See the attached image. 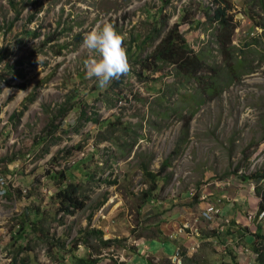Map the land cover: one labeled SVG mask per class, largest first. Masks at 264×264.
Wrapping results in <instances>:
<instances>
[{"label": "rangeland", "instance_id": "1", "mask_svg": "<svg viewBox=\"0 0 264 264\" xmlns=\"http://www.w3.org/2000/svg\"><path fill=\"white\" fill-rule=\"evenodd\" d=\"M12 1L15 9L10 0H0V53L5 54L0 60V188L6 184L10 193L0 198V264H11L19 244L36 241L28 224L17 232L27 208L39 211L31 220L40 216L65 248L36 244L30 256L39 264L70 263L72 249L76 256L87 255L83 243L70 245L87 228H99L103 239L116 238L123 246L101 247L93 255L97 264H142L147 253L151 264H183L175 252L153 256L142 248L144 241L163 240L180 228L206 233L218 223L220 239L198 237L202 240L192 251L185 247L187 256L199 264H225L231 262L232 245L252 248L254 232L264 234L255 193L264 181L249 177L264 171V0H227L235 24L231 55L246 62L233 68L232 78L218 51V28L209 21L214 0ZM163 18L160 34L179 28L188 47L202 51L216 69V85L210 73L204 74L206 93L170 63L142 73L131 59L130 72L113 90L111 83L101 89L95 77H87L89 53L81 47L86 32L111 23L126 34L124 47L134 49ZM157 42L147 41L140 58ZM69 99L71 107L61 116L58 110ZM81 110L89 119L76 128ZM13 113L20 115L10 119ZM92 118H111L117 129L109 136L111 129ZM80 160L93 179H82V205L61 216L55 212L52 175ZM145 170L156 174V188ZM148 191L153 199L146 202ZM215 207L222 215L212 223L203 212L212 216ZM15 233L22 235L17 242ZM165 241L161 245L168 253L172 243ZM91 243L97 246L96 239ZM243 248L237 260L243 255L255 264L257 254Z\"/></svg>", "mask_w": 264, "mask_h": 264}, {"label": "trees", "instance_id": "2", "mask_svg": "<svg viewBox=\"0 0 264 264\" xmlns=\"http://www.w3.org/2000/svg\"><path fill=\"white\" fill-rule=\"evenodd\" d=\"M9 3L12 8L15 6V3L12 0H10ZM214 3L216 4V7L213 9L212 16H209V21L215 23L216 28H218V32L216 35L218 51L221 55L225 56L223 62L227 64L228 76L232 78V76L236 74L233 68L235 66H241L240 68H242V66L246 65V62L241 59L235 61L231 55L234 48L232 45H230V40L231 33L235 24L232 22V14H228L229 8L231 7L229 2L227 0H214ZM205 14H207V12H205ZM181 15L185 18L183 12L181 13ZM165 21L166 18H163L162 20H160L159 26L155 24L151 28V30L147 32L144 38L136 43L134 49L131 46L127 48L128 59H132L134 63H137L142 73L145 71H150V73L160 71L165 63H170L173 65L174 70L176 71L175 73L181 75L183 79H186V81H189L190 79L197 81L202 91L206 93L210 86L209 82L205 83L206 79L204 74L210 73L211 76H209V79H212L211 84L216 85V83H218V80L214 78L216 75L213 74L216 69L208 64L202 51L194 52L191 48L188 47L184 36L179 31V28H169L164 33V35L160 34L162 27L165 26ZM27 33L33 36H38V33L34 30H29ZM75 39H81L80 33L75 35ZM155 39H158V42L151 50V52L146 54L143 58H140L139 53L144 48L145 43L147 41H154ZM47 40H52V37ZM4 55L5 54L0 53V60L2 59V57H4ZM234 58L237 59L236 57ZM123 80L124 76H121L119 79L111 82V90L115 89V87L117 88L120 84H122ZM115 94L117 95V99H120L122 97L120 95V92H115ZM69 101L70 99L64 102L59 108L58 111L61 116L64 114V112L67 111L68 108L71 107ZM17 115L19 116L20 113H13L12 115H10V119H14ZM84 118L89 119V117H85V112L81 110L80 116L78 117L75 126L76 128H78L80 120ZM90 120L98 123V125L101 126L106 125V131H109L108 129L110 128L111 131L107 132L109 136H111L110 134L112 133V130L115 131L117 129L116 122L111 118L104 119L101 122H99L97 118H92ZM125 127L126 126H123L122 128V130H124V133L127 132L126 129H129ZM90 157L91 155H89V158ZM83 163L84 161L80 160L77 163L71 165L69 168H66V170H61L58 173L52 175V179H54L56 184V190L53 195L54 203L56 206V214H60L61 216L71 215L74 212V208L80 207L82 205L81 201L84 198V193L81 189L83 183L82 179L85 178L87 179L86 181L93 179V174L81 166ZM165 163H167V161ZM160 171H163V168H161ZM145 172L153 180L154 186L152 188H156L158 184V182H155L156 174L148 170H145ZM249 177L254 180L261 179L264 181V171H255L254 173H251ZM255 193L259 197L257 206L258 211L260 213L264 212V185L260 184L255 187ZM145 195V197L148 198H145L146 202H149V200L152 201L153 196L150 195V191L145 192ZM6 196H10V193L8 191L6 192ZM34 209H31L30 211V209L27 208V214L23 212L22 219L20 220L19 227L17 228V232L20 231V229H24L28 224L30 225L31 229L37 234V238L35 239L36 241L31 245H29V243H26L25 245L19 244L18 246H16L17 248H14L16 250V253L13 255L10 261L11 264H39V262L31 259L30 256L31 251L32 249H34L33 247H35L36 244L47 243L48 249H52L53 247H60L61 249L65 250L64 245L60 241V237L50 235L48 233V230L43 227V220H41L40 216H37L36 219L31 220V217L33 216L32 212H34V216L35 214L37 215L39 213L38 210L34 211ZM102 233V230L99 228H87L80 230V232L76 234L73 241L70 242V245L83 243L88 248V254L85 256H76L74 255L72 249L69 251V253H71L70 263L64 262L63 264H97L99 257L93 255L94 253L99 254V249L101 247L106 248L113 246L114 248H121L122 245L120 244V240L116 238L103 239ZM254 236L255 240L252 244V250L257 253L255 264H264V234L257 231L254 232ZM12 237L14 238V241L17 242L22 237V235L20 233H15V235ZM92 239H96L97 246L91 243ZM28 240L31 241L30 239ZM228 250V254L231 255L232 259L230 263L225 264H238L235 252L231 247ZM24 251H26L27 254L21 256L18 259V253H22ZM180 255L183 258V264H199L197 263L196 259L187 256L185 251H180Z\"/></svg>", "mask_w": 264, "mask_h": 264}, {"label": "clouds", "instance_id": "3", "mask_svg": "<svg viewBox=\"0 0 264 264\" xmlns=\"http://www.w3.org/2000/svg\"><path fill=\"white\" fill-rule=\"evenodd\" d=\"M125 40L126 34L119 33L115 26L108 22L97 25L84 34L81 47L89 53V58L84 61L86 75L89 79L95 77L99 88H106L113 80L130 72L131 65L127 49L124 47ZM93 53L96 55H92Z\"/></svg>", "mask_w": 264, "mask_h": 264}, {"label": "crops", "instance_id": "4", "mask_svg": "<svg viewBox=\"0 0 264 264\" xmlns=\"http://www.w3.org/2000/svg\"><path fill=\"white\" fill-rule=\"evenodd\" d=\"M213 207H209V209H212ZM215 210H212L211 212H214V214H212L211 218H208L207 215L205 216V219L211 220V222L213 223L214 216H218L219 214L222 215L221 213V208L219 207H215ZM209 213V212H206ZM219 224V223H218ZM216 225L214 227H212L208 232L203 233L202 230L195 228H190V230L188 231H182L180 230V232L176 231L173 234H170L169 237H165L163 238V240H146L144 241V245L142 246V248H146L148 249V251L153 255V256H160V255H165V257H170V255L172 253L175 252V255H180V251H185L186 252V248L189 249L190 251H192L194 249L195 246H197V240H202L201 238L198 237H202L203 239H210L212 241H217L216 239H220V235H222V226L220 225ZM249 229V228H247ZM251 231V230H250ZM185 232V233H182ZM251 234L253 232H250ZM243 236L242 238H239L241 240H243ZM166 240V241H165ZM162 241H165L164 243L167 242H171L172 243V248L169 249L168 253H165L164 251H167V246L165 245V247H162L161 243ZM238 240L236 239V236L234 237V242L236 243ZM159 243V245L157 244ZM163 244V243H162ZM193 247V248H191ZM245 246H234L232 245L231 248L232 250L235 252V254L242 249ZM248 247V246H247ZM249 248V247H248ZM251 249V248H249ZM141 253V252H140ZM148 254V253H147ZM147 254L145 256H147ZM187 254V253H186ZM242 255V254H240ZM144 255L142 256V264H151L150 263V259H148V257L146 258ZM181 256V255H180ZM243 257V255H242ZM242 257H240V261H242ZM237 259V258H236Z\"/></svg>", "mask_w": 264, "mask_h": 264}, {"label": "built area", "instance_id": "5", "mask_svg": "<svg viewBox=\"0 0 264 264\" xmlns=\"http://www.w3.org/2000/svg\"><path fill=\"white\" fill-rule=\"evenodd\" d=\"M1 190H0V198L2 197V196H6V184H4L3 185V187L2 188H0ZM205 216L207 215L208 217H210V215L208 214V213H206V212H204L203 213ZM181 230H183L182 228H180ZM191 248H193V247H191ZM246 248H248V247H244L243 249H246ZM251 251H253L252 249H250ZM254 252V251H253ZM255 254H257L256 252H254ZM242 254H244V252H242ZM236 255L238 256V252L236 253ZM239 255H240V253H239ZM243 258H244V260H242V261H238L237 260V262H238V264H252V262L253 261H250V260H246V258H245V256H243ZM256 258V256H254V259ZM179 262H181V260H178ZM255 262V261H254Z\"/></svg>", "mask_w": 264, "mask_h": 264}]
</instances>
